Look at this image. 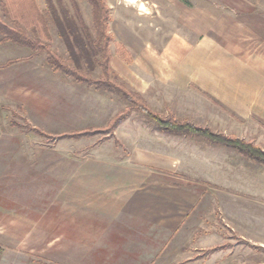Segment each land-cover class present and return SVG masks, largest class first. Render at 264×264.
Segmentation results:
<instances>
[{
	"label": "rangeland",
	"instance_id": "rangeland-1",
	"mask_svg": "<svg viewBox=\"0 0 264 264\" xmlns=\"http://www.w3.org/2000/svg\"><path fill=\"white\" fill-rule=\"evenodd\" d=\"M134 1L105 0L110 18L108 31L112 36L110 55L128 66L132 64L130 54L119 42L131 45L148 42L152 48L159 49L171 33L195 40L197 36L189 28L194 21L206 28L215 25L239 38L242 46L244 41L247 48L264 51V10L246 14L236 12L233 18L230 14L233 0ZM12 3L18 11L17 16L28 18L26 23L35 8L48 13L49 17L53 11L58 16L65 11L76 22L75 7L89 33H93L92 7L86 0H0L1 18L6 19L2 5L8 10ZM238 6L248 8L243 4ZM14 15L11 13V17ZM25 29L34 37L32 28ZM49 33L52 48L62 60L71 63L55 24H50ZM4 58L10 60L0 65V91L5 90L0 99V131L2 143L10 145V151L5 149L7 163L0 167V264H72L69 261V230L62 226L63 223L52 219L57 207L50 196L54 183L52 174L65 171L61 169L67 166L68 159L84 157L100 149L106 140L123 153L127 150L117 137L118 145L113 138L105 139L104 135L49 139L28 131L24 126L26 123L33 128L42 127L52 137L63 135L58 126L53 127V121L58 125L61 120L51 116V110L55 108L65 114L67 110L73 111L70 120L78 129L80 117L75 114L86 108L89 99L85 94L87 91L80 93L77 88H92L53 72L45 64V56L33 55L26 48L0 43V60ZM9 62L12 64L6 66ZM84 63L81 61L85 70ZM92 77L99 78L100 71L96 69ZM110 96L111 111L119 114L130 107L120 96ZM141 98L152 112L160 116H173L217 134L252 142L264 152L263 124L238 120L205 95L203 101L189 98L188 104L174 98L148 104ZM132 112H136L133 117H137L140 127L151 138L149 143L157 145L150 151L165 152L173 161L176 172L172 177L163 175V178L193 189L201 196L204 230L218 235L219 245L215 247L220 248L214 252L218 256L215 262L206 264H264V165L194 135L163 134L144 114ZM87 129L98 128H84ZM213 240L217 241L216 238ZM207 251L196 252L194 257Z\"/></svg>",
	"mask_w": 264,
	"mask_h": 264
},
{
	"label": "crops",
	"instance_id": "crops-1",
	"mask_svg": "<svg viewBox=\"0 0 264 264\" xmlns=\"http://www.w3.org/2000/svg\"><path fill=\"white\" fill-rule=\"evenodd\" d=\"M235 1L230 9L233 18L236 12L264 10V0ZM189 28L197 36L195 40L171 33L159 49L148 42L141 45L119 42L130 54L132 64L128 66L111 54V69L148 104L173 98L188 104L189 98L203 101L205 95L229 110L230 116L264 125V51L247 48L244 41L242 46L239 38L215 25L206 28L194 21ZM8 60L1 59L0 65ZM77 89L80 93L87 91L89 99L86 108L75 114L80 117L78 129L70 120L73 111L67 110L65 114L63 110H51L53 118H61L58 125L52 122L53 127L60 128V134L104 128L117 114L108 104L113 94L81 86ZM4 94L5 90H1L0 99ZM135 113L115 128V136L127 151L123 153L106 140L100 149L68 159L67 166L61 169L65 171L52 174L50 196L57 206L52 219L69 230V261L72 264H204L205 259V264L215 262L216 253L190 261L196 252L218 246V235L204 230L201 196L163 178L176 172L173 161L165 152L150 151L157 145L149 143L151 138L140 127L137 117H133ZM2 135L0 131V167L7 163L5 149L10 151V145L2 143Z\"/></svg>",
	"mask_w": 264,
	"mask_h": 264
},
{
	"label": "trees",
	"instance_id": "trees-1",
	"mask_svg": "<svg viewBox=\"0 0 264 264\" xmlns=\"http://www.w3.org/2000/svg\"><path fill=\"white\" fill-rule=\"evenodd\" d=\"M92 7L93 14V33H89L88 28L79 17L77 9L74 11L77 16L76 22L67 16L65 11H61V16H58L55 11L48 13L39 11L35 8L32 17L29 19L23 16H17L18 11L14 8L13 3L7 10L3 6L5 17L9 20L0 17V43L14 44L18 47H23L31 51L33 55L45 56V64L55 73L63 74L71 78L76 84L92 88L96 91H104L110 94L120 96L128 102L130 107L125 111L117 114L106 127L98 129H87L80 132L63 134L56 137L49 136L47 133L31 127L28 123L24 126L28 131L39 136L52 139H80L89 138L95 135H104L105 139H112L116 145L119 144L114 134L115 128L123 122L132 111H138L144 114L148 120L156 125L159 132L168 135H183L189 134L206 140L212 145L221 146L231 149L240 155L260 164L264 165V152L255 146L252 142H246L242 139L217 134L209 130L194 125L188 121H179L173 116L163 117L152 112L144 103L141 96L129 89L121 83L118 77L111 69V55L109 44L112 36L108 31L109 8L105 0H86ZM11 13L15 14L11 17ZM4 17V18H5ZM22 22H25L24 24ZM23 24V26L21 25ZM55 24L57 30L64 41V44L71 57V63L62 60L57 52L51 46V37L49 33L50 24ZM32 28L31 32L34 37H31L25 28ZM126 53V52H125ZM81 61H84L86 68L81 66ZM130 63V60H126ZM12 62L6 64L11 65ZM96 69L100 71V77L95 79L92 77V72ZM15 125V124H14ZM220 248L215 247L208 250L205 254L193 257L190 261L202 259ZM189 261V262H190Z\"/></svg>",
	"mask_w": 264,
	"mask_h": 264
},
{
	"label": "bare ground",
	"instance_id": "bare-ground-1",
	"mask_svg": "<svg viewBox=\"0 0 264 264\" xmlns=\"http://www.w3.org/2000/svg\"><path fill=\"white\" fill-rule=\"evenodd\" d=\"M135 1H136V0H135ZM135 1H134V2H135Z\"/></svg>",
	"mask_w": 264,
	"mask_h": 264
}]
</instances>
